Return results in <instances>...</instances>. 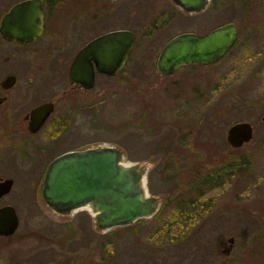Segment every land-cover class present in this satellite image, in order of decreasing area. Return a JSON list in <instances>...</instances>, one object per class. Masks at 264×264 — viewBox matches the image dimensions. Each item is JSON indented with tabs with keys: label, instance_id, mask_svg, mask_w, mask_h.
Wrapping results in <instances>:
<instances>
[{
	"label": "rangeland",
	"instance_id": "1",
	"mask_svg": "<svg viewBox=\"0 0 264 264\" xmlns=\"http://www.w3.org/2000/svg\"><path fill=\"white\" fill-rule=\"evenodd\" d=\"M14 1L0 0V17ZM70 1L61 0L65 4ZM104 1L89 0L93 6ZM167 1L172 2L116 3L114 8L124 14L120 26L137 33L133 55L116 78L96 76L90 119L77 124L81 125L80 133L71 138L74 143L70 145L108 143L123 150L125 162L156 164L145 178L152 194L194 197L195 188L190 192H184V188L201 181L203 184L197 187L203 188L202 205L210 206V210L201 212L200 217L206 221L194 222V226L201 225V230L169 232L176 220L184 222L173 215L159 214L98 232L88 210L65 221L44 206L37 195L38 186L28 185L29 180H39L41 169H4L0 172L14 180L8 201L17 208L19 225L13 235L0 242V264H264V134L260 125L264 114V47L252 42L264 40V7L246 11L244 0H222L220 22L232 20L242 29L233 52L203 79L179 81L181 84L170 88L165 83L179 80V73L160 79L152 58L169 36L183 29L195 30L197 24L194 16H189L183 26L184 14L172 5L166 12L169 23L161 20L159 25H152ZM110 3L115 4L112 0ZM67 14L60 16L58 25L67 22ZM257 23L262 24V30L257 29ZM248 24L254 25L252 32L245 30ZM246 40L252 42L255 53L244 48L241 42ZM75 45L71 48L64 43L55 54L59 59L69 57ZM12 49L0 39V51ZM243 119L256 124L255 142L233 148L226 140V129ZM59 150L56 144L49 146L44 159ZM210 180H218L220 186L209 188ZM68 222L74 235L62 241L59 236ZM46 237L52 240L46 241ZM100 237L108 238L106 245L100 244ZM228 244L229 253L223 252Z\"/></svg>",
	"mask_w": 264,
	"mask_h": 264
},
{
	"label": "flooded vegetation",
	"instance_id": "2",
	"mask_svg": "<svg viewBox=\"0 0 264 264\" xmlns=\"http://www.w3.org/2000/svg\"><path fill=\"white\" fill-rule=\"evenodd\" d=\"M18 1L20 0L14 1L2 13L1 17ZM118 1L119 0H112L115 4H109V0H105L99 6H93L89 0H71L68 4L61 2V0H41L43 23L42 29L37 36L22 41L21 39L6 38L0 33L1 41L8 43L13 48L6 52L0 51V170H12V168L15 170H26V166L30 167L32 170L41 169L42 173L39 180H29L28 185L31 187L38 186L37 195L41 202H43L44 206L47 207L53 215L62 218L65 221L68 217L74 216L80 211H83V209H86L78 208L71 215L58 214L52 210L43 200L40 193L42 177L45 169L55 157L68 151L85 149L92 146V143L81 144L78 146H71L70 144L74 143V140L71 138L75 137L76 133L81 129V125L77 126V124H80L81 121H86V119H90L91 90L95 85L96 76L103 75L104 77L116 78L123 73V70L131 61V56L133 55L132 49L136 42L137 33L133 29L120 26L124 20V14L123 12H120L119 9L114 8ZM171 1V3L167 1L164 9L154 16L155 18L152 21V25H159L158 23L161 20H167L169 23L171 18L166 12L167 9H170L173 5L184 14L183 19L181 20L184 24L183 26L187 24L185 18L194 16V19L192 20L194 24H197V27L195 30L183 29L182 31L169 36L159 47L156 55L152 58L154 72L160 79L171 78L176 73H179V80H168L165 83L166 86L170 88L185 83L188 80L203 79L204 74L217 70V64L228 54L233 52V48L238 43L242 32L241 26L235 21L228 20L220 22L219 8L223 2L222 0H204L203 3L200 4V9L195 12H189L187 9L177 6L173 0ZM244 2L242 6L246 11L257 7H264V0H244ZM60 6H63V8L60 9ZM65 6L68 8V12L65 10ZM64 14H67L69 19L67 17L66 23L58 25V23H60L58 19L60 16H64ZM132 14V21L133 24H135V7L132 8ZM164 17H166V19H164ZM109 21L111 24L107 26ZM228 22L236 24L237 37L229 49L217 60L206 63H184L169 74H164L157 69V59L161 48L175 35L183 32H194L203 36ZM261 25L262 24L257 23V29H261ZM253 26L254 25L248 24L245 30L247 31L248 29L249 32H252L251 27ZM119 29L132 31L134 34V40L127 59L116 73L107 74L99 71L91 58L86 56L83 61V66L84 69H86V65L91 69V64H93V85H88V72L85 74H76L74 77L70 76L71 64L79 50L84 45L98 36ZM253 30H256V28H253ZM252 42H254V44H259L260 48L264 47V40L262 39H256V41ZM252 42L249 40L241 42L244 43V48L249 53H255L251 50V48H254L251 46ZM64 43L71 44V48L73 43L77 45L73 47L72 53L69 57L63 56L59 59V55H56L55 53ZM58 62H60V67H58ZM45 81H47L48 84L45 83ZM179 81H181V83H179ZM199 85L202 86L203 83L199 82ZM47 106H50V109H47ZM43 116L44 119H42ZM40 122H42L41 125H38ZM249 122L252 126L253 132L250 141L246 142L247 144L254 141V130L256 127V124H253L251 121ZM260 125L263 128L262 133L264 134V114L261 116ZM53 134H56L57 136L60 135V137H52L51 135ZM63 134L67 135L61 136ZM65 137H69L68 141L65 140ZM54 138L56 139L51 140ZM54 144H56V148L60 149L59 152L55 151L50 154L48 158L44 159L46 150L49 146H53ZM155 165L156 164L151 163L146 172L147 178L149 172L154 169ZM7 178L12 180V184L7 192L0 193V207L12 205L18 217L16 206L8 201L10 200L9 194L13 188L14 180L4 172H0V192L2 191V184ZM168 180L169 179H166L164 182H167ZM195 182L197 184L184 188V192H190L195 188L196 195L194 197L186 196L181 193L173 195L152 194L147 186L149 194L158 198V206L153 215L148 218H154L159 214L168 217L173 215L174 218L183 221L184 224L176 220L172 226L168 228L169 232L187 234L189 230L192 232V228H196L195 232L198 233L202 227L201 225L194 226V222L201 219V224H203L206 219L200 217L201 212L210 210V206L202 205L204 201L202 200V196H204L203 188L197 187V185H200L202 182L199 180H196ZM219 186L220 184H218V180L212 181L210 185H208L209 188ZM208 202L210 203V201ZM192 223L193 225L189 227ZM65 225V231L59 236L62 237V241L66 237L70 240L72 235H74L71 224L68 222L65 223ZM15 231L10 235L0 234V242L7 240V238L13 235ZM98 232L105 233V231ZM42 238L44 237L42 236ZM100 239V244H107L108 238L100 237ZM45 240L51 241L52 238L46 237ZM229 240L231 243L233 238H230ZM230 248L231 244L226 245L223 252L229 253Z\"/></svg>",
	"mask_w": 264,
	"mask_h": 264
},
{
	"label": "water",
	"instance_id": "3",
	"mask_svg": "<svg viewBox=\"0 0 264 264\" xmlns=\"http://www.w3.org/2000/svg\"><path fill=\"white\" fill-rule=\"evenodd\" d=\"M173 1L179 7L195 12L204 0ZM41 3V0H20L13 4L1 17L0 33L6 38L22 41L37 36L43 23ZM236 37L237 26L233 22L203 36L194 32L179 33L161 48L157 69L169 74L184 63L215 61L229 49ZM133 40V32L127 29L114 30L92 39L76 55L70 76L88 72V85H93V64L91 69L83 66L86 56L99 71L116 73L127 59ZM252 132L249 121L239 120L226 129V140L231 147L238 148L250 141ZM149 167L145 161L125 162L123 150L116 145H92L55 157L43 173L40 193L46 204L58 214L71 215L78 208H88L94 216L95 229L106 231L153 215L158 198L147 191L145 178ZM11 184L12 180L7 178L0 193L7 192ZM18 223L12 205L0 207V234H12Z\"/></svg>",
	"mask_w": 264,
	"mask_h": 264
}]
</instances>
